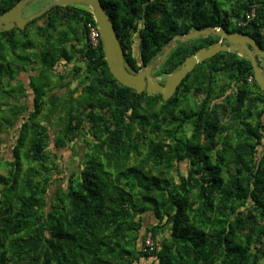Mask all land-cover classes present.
Listing matches in <instances>:
<instances>
[{"label": "trees", "instance_id": "1", "mask_svg": "<svg viewBox=\"0 0 264 264\" xmlns=\"http://www.w3.org/2000/svg\"><path fill=\"white\" fill-rule=\"evenodd\" d=\"M18 1L0 0V15ZM101 1L134 71L193 30L233 27L264 49V0ZM86 7L57 5L36 30L34 19L0 33V264H264V91L249 79L250 60L221 52L167 101L138 93L111 74L102 38L91 45L87 24L95 21ZM34 37L38 53H28ZM188 43L159 73L195 51ZM29 71L37 74L28 83L18 78ZM68 74L78 88L63 112L75 115L53 132V92L67 87ZM28 90L32 109L21 103ZM84 126L96 141L92 154L48 201L58 165L51 138L67 146ZM15 127L13 159L5 161L2 134Z\"/></svg>", "mask_w": 264, "mask_h": 264}, {"label": "water", "instance_id": "2", "mask_svg": "<svg viewBox=\"0 0 264 264\" xmlns=\"http://www.w3.org/2000/svg\"><path fill=\"white\" fill-rule=\"evenodd\" d=\"M36 1L19 0L14 6L2 13L0 15V33L9 31L14 27L23 28L54 6L84 4L90 7L97 22L103 41L105 59L111 74L122 85L135 89L138 93L143 92V90H146L149 95L160 93L163 99L167 101L174 95L182 81L198 64L213 58L221 52H229L248 58L252 65L251 69L254 78L264 91V70L260 67L257 60V55L264 59V49L249 35L240 32L229 33L228 30L222 27L193 30L183 36L175 35L159 61L153 62L147 65L145 69L135 72L131 71L126 65L125 53L120 44L115 25L101 0H48L39 10L29 14L26 9ZM201 35H219L221 38L216 43L208 47H202L193 55L186 57L177 70L167 75L165 83L160 84L158 78L152 75V71L169 54L173 47V41L178 39L188 40ZM225 39L230 44L222 43Z\"/></svg>", "mask_w": 264, "mask_h": 264}, {"label": "rangeland", "instance_id": "3", "mask_svg": "<svg viewBox=\"0 0 264 264\" xmlns=\"http://www.w3.org/2000/svg\"><path fill=\"white\" fill-rule=\"evenodd\" d=\"M46 0H37L35 3H33L30 7H28L26 9V11L28 13H33L36 12L37 10L40 9V7H42L44 4H46ZM76 6H80V7H86L84 4H76ZM88 8V7H86ZM90 8V7H89ZM43 18L40 16L36 19V21L31 24L29 27L30 29H37L39 25L43 24ZM29 29V28H28ZM33 36H35V32H33ZM32 40H34L32 46H29L27 48L28 53H32L34 52V50H36V52L38 53L37 48L33 47L34 43L36 42V45L39 46V43L41 44V39L38 37H34ZM81 44H83V42H80ZM138 47L137 45H135V50H137ZM137 52V51H136ZM162 55H160L157 60H155V62L159 61ZM43 65V64H42ZM41 64H37L36 66V70L39 71L42 67ZM65 67V66H64ZM62 65L61 69H65ZM157 69V68H155ZM65 70H68V68H66ZM37 71L35 72H21L19 73L18 78H20L22 81H24L25 83L29 82V74H37ZM159 75H163L161 73L158 72ZM66 78V76H65ZM218 78L220 80V83L216 84L215 87L220 88L221 86L223 87L224 84V80L226 79L224 75H218ZM64 79V78H63ZM193 79V77H192ZM69 82V84H67ZM77 81L74 80L72 78V76H70L68 74V77L66 79H64V83H66L67 87L65 88H58L53 92V95L55 97H57V100L54 101L55 105L54 108H52V105L50 110L53 111L51 113V120L48 122V127L55 129V128H59L58 130H55L53 132H58L60 129H62V127L64 126L63 124L68 121L70 114H74V112H70L69 115L65 114L64 112L68 113L66 110L67 109H63V105L65 104V101L68 99V95H70L71 90L75 87L78 88V84L76 83ZM59 83L58 80L54 81V84ZM216 89V88H215ZM27 97L24 98V100L21 101L22 104H27L29 105V107H33V92L31 90H28L27 92ZM216 96V95H215ZM71 97V96H70ZM49 98L46 99L47 102H49ZM218 105L220 106L222 104L221 100L217 101ZM197 102H192L193 106H196ZM47 107V106H46ZM74 108V107H73ZM75 110V108H74ZM64 111V112H63ZM256 117V115H255ZM258 118H254L252 119L253 121L257 122ZM240 123V124H239ZM236 128L239 127L238 125H241L240 127H243V123L242 122H236ZM253 126L254 122L251 123ZM186 132L188 134V136H191V127L189 125H186ZM18 134V127L15 128H11L9 130H7L4 134H2L3 136V146H2V158L5 161H10L13 159V147L16 143V137ZM84 137L79 138V144L77 145L76 141L75 143H70L67 146L61 147V148H56L55 143L53 141V139L51 138V143H50V150L53 153V158H55L56 163L58 164L57 167L54 168L53 170V176H52V184L48 189V193H47V198L48 201H50V198L54 195V192L57 190L58 187H67L68 185V181L70 178V175L73 173V171H80L81 168H83V164L85 162L86 159V154L90 155L92 154V152L90 151L91 147L94 146L90 143H92L91 137L90 139L87 137V135H83ZM85 139V140H84ZM219 139H221V137H219ZM86 140H89L86 142ZM87 155V157H88ZM181 169H187L185 166H181ZM2 173H6V171L4 169L1 170ZM137 264H152V262H148L144 259L140 260V262H138Z\"/></svg>", "mask_w": 264, "mask_h": 264}, {"label": "flooded vegetation", "instance_id": "4", "mask_svg": "<svg viewBox=\"0 0 264 264\" xmlns=\"http://www.w3.org/2000/svg\"><path fill=\"white\" fill-rule=\"evenodd\" d=\"M46 2H48V0H46ZM32 13V12H31ZM30 14V13H29ZM29 14H25V15H29ZM223 28V27H222ZM215 29V28H214ZM225 29V28H224ZM226 30H228L229 31V33H232V32H240V31H238V30H234L233 29V27H229L228 29H226ZM240 33H243V34H245L244 32H240ZM246 35H248V34H246ZM179 36H183V35H179ZM208 36H210L211 38H209V39H206V38H201V37H206L205 35H201V36H198V37H196V38H192V39H188V40H184V39H178V40H175V41H173V47H172V49H171V51L169 52V54L168 55H170V53L172 52V50H174L176 47H178L179 45L181 46V45H183V44H185L186 42H190V43H188L189 44V46L191 47V48H193V47H196V49H195V51L192 53V54H190V55H193L196 51H198L200 48H202V47H208V46H210V45H212V44H214V43H216L217 41H219L220 40V36L219 35H208ZM249 36H251V35H249ZM252 37V36H251ZM174 38V37H173ZM192 41V42H191ZM222 43H226V44H230V42L228 41V40H223L222 41ZM171 44V41H170V43H169V45ZM258 44V43H257ZM168 45V46H169ZM259 45V44H258ZM165 52V51H164ZM163 55V54H162ZM167 55V56H168ZM190 55H188V56H190ZM237 56H240L241 57V55H238V54H236ZM166 56V57H167ZM187 56V57H188ZM186 59V58H185ZM184 59V60H185ZM165 60V59H164ZM164 60H162V62L160 63V64H158L155 68H157V69H153V71H152V75L153 76H155V77H157L158 78V81H159V83L160 84H164L165 83V81H166V78H167V75H169V74H163L162 76L161 75H159L158 74V72H159V69H158V67H160L161 65H162V63L164 62ZM183 60V61H184ZM257 60H258V64L260 65V67L264 70V59L263 58H261V56H259V55H257ZM182 61V62H183ZM82 63L85 65V61H82ZM182 64V63H181ZM181 66V65H180ZM179 66V67H180ZM128 67V66H127ZM146 67V66H145ZM145 67H142L141 69H145ZM178 67V68H179ZM129 68V67H128ZM177 68V69H178ZM252 68V67H251ZM131 71H134V70H132L131 68H129ZM141 69H139V70H141ZM176 69V70H177ZM195 69H196V67H195ZM194 69V70H195ZM138 70V71H139ZM193 70V71H194ZM175 71V70H174ZM173 71V72H174ZM192 71V72H193ZM251 71H252V69H251ZM135 72H137V71H135ZM81 73H82V71H81ZM253 74V73H252ZM86 77V75H85V73H84V75H83V78H85ZM226 78V77H225ZM250 81H253L255 78H254V75L253 76H250ZM87 82H90L89 80L87 81ZM183 82V81H182ZM76 83H78V82H76ZM182 84V83H181ZM181 84L179 85V87L181 86ZM179 87L177 88V90H176V92L174 93V95L177 93V91H178V89H179ZM147 92L146 90H143V92ZM78 94H80V92H78V93H76L75 95H77L78 96ZM173 95V96H174ZM152 96H161L162 98H163V96L160 94V93H154V94H152ZM172 96V97H173ZM259 97V96H258ZM224 99V96H221L220 97V100L222 101ZM223 102V101H222ZM30 109H32L31 107H29ZM87 119H88V117H86ZM256 123V122H255ZM83 135H87V137L90 139V137H91V140H92V143H90V141L89 140H86V142L87 141H89V143L90 144H94V142H96L95 141V138H94V136H93V134H92V132L90 131V129H89V126H84L83 127V129H82V132H81V134H79L78 136H77V138H76V141H78L79 140V138H81V137H84ZM85 140V139H84ZM75 141V142H76ZM99 142V141H98ZM77 143V145H80L79 144V141L78 142H76Z\"/></svg>", "mask_w": 264, "mask_h": 264}, {"label": "built area", "instance_id": "5", "mask_svg": "<svg viewBox=\"0 0 264 264\" xmlns=\"http://www.w3.org/2000/svg\"><path fill=\"white\" fill-rule=\"evenodd\" d=\"M94 21L96 24L90 22L87 24V27H88V31H89L88 35H89L91 45L93 47H96L101 40V33H100V30L98 28V25H97V22L95 19H94ZM146 241H147L148 245H153V240L151 239V237H148Z\"/></svg>", "mask_w": 264, "mask_h": 264}]
</instances>
